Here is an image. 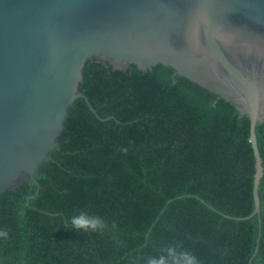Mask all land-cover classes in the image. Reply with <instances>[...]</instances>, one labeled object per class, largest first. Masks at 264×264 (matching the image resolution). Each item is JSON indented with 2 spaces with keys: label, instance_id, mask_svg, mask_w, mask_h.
Returning <instances> with one entry per match:
<instances>
[{
  "label": "trees",
  "instance_id": "obj_1",
  "mask_svg": "<svg viewBox=\"0 0 264 264\" xmlns=\"http://www.w3.org/2000/svg\"><path fill=\"white\" fill-rule=\"evenodd\" d=\"M83 76L96 113L77 99L35 174L39 190L25 179L0 195V264H133L172 241L205 264H264V123L261 212L246 219L256 158L251 121L233 103L163 65L114 70L94 58ZM83 211L118 228L71 229Z\"/></svg>",
  "mask_w": 264,
  "mask_h": 264
},
{
  "label": "water",
  "instance_id": "obj_2",
  "mask_svg": "<svg viewBox=\"0 0 264 264\" xmlns=\"http://www.w3.org/2000/svg\"><path fill=\"white\" fill-rule=\"evenodd\" d=\"M94 58L114 70L170 67L247 116L256 174L246 219L260 214L264 0H0V195L25 179L39 190L35 174L77 99L96 113L80 92Z\"/></svg>",
  "mask_w": 264,
  "mask_h": 264
},
{
  "label": "clouds",
  "instance_id": "obj_3",
  "mask_svg": "<svg viewBox=\"0 0 264 264\" xmlns=\"http://www.w3.org/2000/svg\"><path fill=\"white\" fill-rule=\"evenodd\" d=\"M72 228L83 234H102L109 229L116 230L118 223L113 220L111 225L100 215H93L87 211L72 216L69 220ZM8 237L7 229H0V238ZM117 247H124V242L115 241ZM133 264H205L203 257L196 255L193 250L184 247L182 241H172L160 246L156 255H138Z\"/></svg>",
  "mask_w": 264,
  "mask_h": 264
}]
</instances>
